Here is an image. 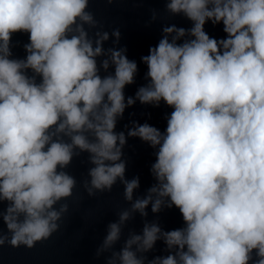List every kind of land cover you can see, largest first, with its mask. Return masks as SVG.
<instances>
[{"label": "clouds", "instance_id": "clouds-1", "mask_svg": "<svg viewBox=\"0 0 264 264\" xmlns=\"http://www.w3.org/2000/svg\"><path fill=\"white\" fill-rule=\"evenodd\" d=\"M90 2L0 0V249H33L61 230L78 188L95 198L119 183L130 207L106 225L95 259L264 264V0H165V12L191 27H162L140 57L147 83L134 97L125 88L138 63L126 46L105 49L110 34ZM157 19L153 9L150 22ZM209 22L224 37L209 35ZM16 34L28 36L24 58L13 56ZM111 36L118 45L120 29ZM137 101L171 109L163 131L135 120L127 135L116 131ZM129 137L155 157V182L135 199L141 183L126 178ZM84 153L92 167L78 184L67 169ZM149 205L153 214L177 209L183 226L145 219L140 234L125 237ZM158 241L166 254L149 259Z\"/></svg>", "mask_w": 264, "mask_h": 264}]
</instances>
